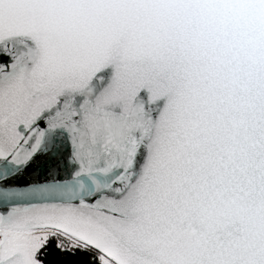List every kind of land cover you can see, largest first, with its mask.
<instances>
[{
	"label": "snow or ice",
	"instance_id": "1",
	"mask_svg": "<svg viewBox=\"0 0 264 264\" xmlns=\"http://www.w3.org/2000/svg\"><path fill=\"white\" fill-rule=\"evenodd\" d=\"M0 264H264V0H0Z\"/></svg>",
	"mask_w": 264,
	"mask_h": 264
}]
</instances>
